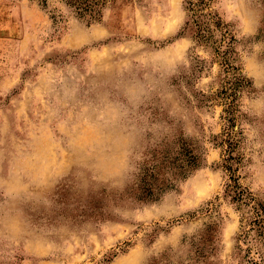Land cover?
Returning <instances> with one entry per match:
<instances>
[{"label":"rangeland","instance_id":"1","mask_svg":"<svg viewBox=\"0 0 264 264\" xmlns=\"http://www.w3.org/2000/svg\"><path fill=\"white\" fill-rule=\"evenodd\" d=\"M100 1L89 22L67 0H0V264H264L222 143L242 75L234 175L264 203V0L209 5L235 35L232 70L183 33L186 0ZM182 138L198 169L135 198L138 162Z\"/></svg>","mask_w":264,"mask_h":264},{"label":"trees","instance_id":"2","mask_svg":"<svg viewBox=\"0 0 264 264\" xmlns=\"http://www.w3.org/2000/svg\"><path fill=\"white\" fill-rule=\"evenodd\" d=\"M212 0H186V7L189 16L184 25V34L192 36L198 43H212L216 45L218 54L222 55L223 61L228 70L236 69L231 61L232 45L236 40L235 35L229 26L223 21L218 12L208 10ZM67 3L76 8L78 15L88 18L89 22L97 20L102 14L100 0H67ZM220 33V35H219ZM219 36V37H217ZM221 46L225 48L220 50ZM232 82L234 87L223 91L230 99L228 121L231 130L227 131L224 144H227L228 157L225 158L224 168L231 173L230 183H228V193L233 202L239 206L254 203L255 218L252 220L258 226L260 234H264V203L259 201L253 193L243 187L234 173L238 169L240 156H235L234 152L238 147V139L233 132L235 120V95L241 88L248 87V80L242 75H235ZM201 156L196 151L192 143L185 139L180 140L179 148L171 153L170 148L161 149L151 158L138 162V172L136 181L131 187L130 193L141 201H156L168 189L174 185V179L185 178L193 173L201 165ZM173 176V177H171Z\"/></svg>","mask_w":264,"mask_h":264}]
</instances>
